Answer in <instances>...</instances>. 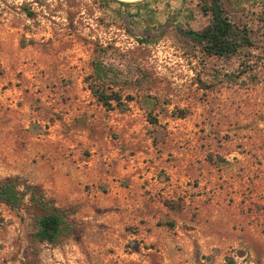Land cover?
I'll return each mask as SVG.
<instances>
[{"label": "rangeland", "instance_id": "1", "mask_svg": "<svg viewBox=\"0 0 264 264\" xmlns=\"http://www.w3.org/2000/svg\"><path fill=\"white\" fill-rule=\"evenodd\" d=\"M111 1L143 0H0V180L56 204L54 154L90 168L56 245L33 241L27 197L0 203V264H264V0H220L253 42L228 58L178 32L209 24L204 0L142 8L147 42Z\"/></svg>", "mask_w": 264, "mask_h": 264}, {"label": "trees", "instance_id": "2", "mask_svg": "<svg viewBox=\"0 0 264 264\" xmlns=\"http://www.w3.org/2000/svg\"><path fill=\"white\" fill-rule=\"evenodd\" d=\"M155 1L157 0L111 2L117 4L116 18L124 25L125 31L138 41L147 42L157 37L156 29H147L141 33L140 38H137L136 32L131 29L132 20L141 18V9ZM132 9L135 10L134 13L131 12ZM201 9L205 15L210 16V22L204 29L200 31L178 29L179 34L198 47L201 53L208 57L228 58L253 47L250 30L246 25L227 18L220 0H204ZM93 95L103 105L108 101L117 103L121 101L119 96H106L103 92L94 90ZM26 197L35 223L33 241L39 244H58L70 231L66 212L58 207L52 198L46 196L39 186L26 184L15 178L0 180V203L12 208H20ZM262 232L264 233V229Z\"/></svg>", "mask_w": 264, "mask_h": 264}, {"label": "crops", "instance_id": "3", "mask_svg": "<svg viewBox=\"0 0 264 264\" xmlns=\"http://www.w3.org/2000/svg\"><path fill=\"white\" fill-rule=\"evenodd\" d=\"M62 152H56L54 157L59 166L53 170L40 171L39 175L45 179L39 180V183L43 185L45 189H53L51 196L56 200L58 206H63L66 201L62 198L72 201L74 189H79L78 183H89L90 168L83 169L82 164H70L67 163L66 156ZM88 164V163H86ZM54 177L55 179H46L47 177ZM73 186V187H72ZM83 195V193H82Z\"/></svg>", "mask_w": 264, "mask_h": 264}, {"label": "bare ground", "instance_id": "4", "mask_svg": "<svg viewBox=\"0 0 264 264\" xmlns=\"http://www.w3.org/2000/svg\"><path fill=\"white\" fill-rule=\"evenodd\" d=\"M125 1H127V0H125Z\"/></svg>", "mask_w": 264, "mask_h": 264}]
</instances>
